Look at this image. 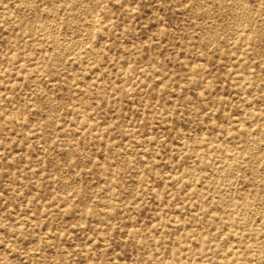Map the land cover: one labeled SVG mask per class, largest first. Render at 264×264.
I'll return each mask as SVG.
<instances>
[{
    "label": "rangeland",
    "instance_id": "rangeland-1",
    "mask_svg": "<svg viewBox=\"0 0 264 264\" xmlns=\"http://www.w3.org/2000/svg\"><path fill=\"white\" fill-rule=\"evenodd\" d=\"M0 264H264V0H0Z\"/></svg>",
    "mask_w": 264,
    "mask_h": 264
}]
</instances>
